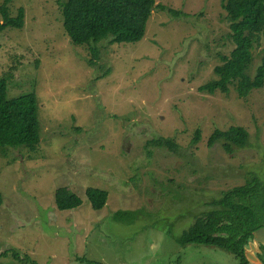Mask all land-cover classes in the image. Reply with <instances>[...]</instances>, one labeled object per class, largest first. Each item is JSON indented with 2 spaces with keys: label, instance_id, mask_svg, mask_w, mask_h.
<instances>
[{
  "label": "rangeland",
  "instance_id": "rangeland-1",
  "mask_svg": "<svg viewBox=\"0 0 264 264\" xmlns=\"http://www.w3.org/2000/svg\"><path fill=\"white\" fill-rule=\"evenodd\" d=\"M157 3L179 14L156 8L141 42L100 43L92 67L86 48L70 44L58 0L9 4L10 17L23 9L24 24L0 30V80L8 77L7 98L36 94L40 143L33 154L0 156V264H20L2 257L12 250L35 264H238L177 241L223 192L251 174L264 185V87L245 100L234 87L200 94L233 50L221 0ZM263 49L264 40L253 77ZM232 125L248 130L246 148L208 146L214 130ZM160 138L172 149L151 144ZM61 187L81 205L60 211ZM87 188L108 193L102 209L91 208Z\"/></svg>",
  "mask_w": 264,
  "mask_h": 264
},
{
  "label": "trees",
  "instance_id": "trees-1",
  "mask_svg": "<svg viewBox=\"0 0 264 264\" xmlns=\"http://www.w3.org/2000/svg\"><path fill=\"white\" fill-rule=\"evenodd\" d=\"M13 0H2L0 5V30L21 29L24 24V11L18 9L16 16L10 17L8 6ZM63 16V26L70 44L86 48L89 66L96 65L98 50L96 46L108 42L109 45L136 44L146 34L147 24L153 11L168 10L173 15L179 13L157 3V0H58ZM221 8L228 22L229 43L233 50L227 56L218 57L214 67L215 80L199 88L200 94L213 96L217 93L227 95L229 87H234L241 100L247 99L254 91L264 87V49L261 65L255 76L248 71L254 63V50L264 40V0H221ZM8 77L0 80V156L7 159V151L23 147L28 154L36 152L39 143L37 98L34 93H26L7 98ZM250 134L240 125H232L227 130L216 129L207 144L211 147L221 141L225 152L233 148H246ZM200 130L195 132L193 145L199 143ZM158 147L172 149L174 142L160 138L151 141ZM85 196L93 210L104 207L108 193L97 188H87ZM0 190V207L3 205ZM55 203L60 211L71 210L81 205V199L67 187L55 192ZM210 207L196 218L191 229L178 239L185 247H208L232 256L238 264H249L245 251L253 241L254 232L264 228V185L251 174L246 183L223 192L221 197L207 203ZM116 217L123 222L136 219L134 212H118ZM259 259L264 264V247ZM20 264H35L26 256L21 261L12 251L3 254Z\"/></svg>",
  "mask_w": 264,
  "mask_h": 264
},
{
  "label": "water",
  "instance_id": "water-1",
  "mask_svg": "<svg viewBox=\"0 0 264 264\" xmlns=\"http://www.w3.org/2000/svg\"><path fill=\"white\" fill-rule=\"evenodd\" d=\"M261 246L264 247V228L254 232L253 241L249 244V250L245 251V257L250 264L261 263L256 257V254H260Z\"/></svg>",
  "mask_w": 264,
  "mask_h": 264
},
{
  "label": "flooded vegetation",
  "instance_id": "flooded-vegetation-1",
  "mask_svg": "<svg viewBox=\"0 0 264 264\" xmlns=\"http://www.w3.org/2000/svg\"><path fill=\"white\" fill-rule=\"evenodd\" d=\"M261 247H263V246H261ZM261 247H260V251H261ZM262 251H261V253L260 254H256V257L259 259V256H262ZM260 260V259H259ZM261 262V261H260ZM250 264V263H249ZM262 264V263H261Z\"/></svg>",
  "mask_w": 264,
  "mask_h": 264
}]
</instances>
